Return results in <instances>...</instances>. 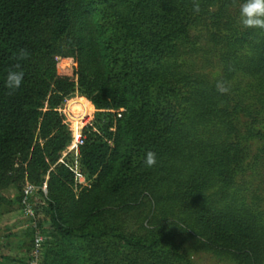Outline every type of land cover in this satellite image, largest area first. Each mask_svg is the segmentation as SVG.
Returning <instances> with one entry per match:
<instances>
[{
  "label": "trees",
  "instance_id": "16d2710c",
  "mask_svg": "<svg viewBox=\"0 0 264 264\" xmlns=\"http://www.w3.org/2000/svg\"><path fill=\"white\" fill-rule=\"evenodd\" d=\"M242 2L198 0L197 14L193 0H0V217L25 181L38 187L42 264H192L174 226L203 251L264 264V30L235 23ZM203 31L224 48L222 80L246 78L232 106L218 77L191 70ZM9 69L24 72L11 94ZM75 96L99 110L79 147L90 183L76 190L58 161ZM32 238L17 245L29 253Z\"/></svg>",
  "mask_w": 264,
  "mask_h": 264
},
{
  "label": "rangeland",
  "instance_id": "374dc122",
  "mask_svg": "<svg viewBox=\"0 0 264 264\" xmlns=\"http://www.w3.org/2000/svg\"><path fill=\"white\" fill-rule=\"evenodd\" d=\"M235 10L236 8L229 11V13L231 14V17L235 19V23L240 24L241 26L242 24L240 22L239 12ZM201 29L202 28H200L199 30ZM202 35L203 37L198 40L197 46L193 53L191 70L194 71V73H198L200 75L205 76V79H208L210 81L213 78L217 77L219 78L218 80H220V78L222 80V77H225L224 63L225 61H228L226 60L227 58L223 56L225 55L224 48L221 47L222 45L212 44V42L209 41L206 32L203 31ZM222 57H224L225 59H222ZM238 80L242 81L241 85L243 86L246 78H240L238 73L234 76V78L226 82L227 87L229 88L227 95L230 106L233 105L234 100H238L239 98L234 88ZM252 96L250 100L251 102L253 101ZM74 98L83 100L88 111L83 123L77 125L76 123L78 122L72 119V115L74 114L72 112V109H68L67 107L70 100H67L66 104L64 105L63 109L65 111L66 119L70 124L72 134L75 136L80 126L82 127L86 121L92 120V122L94 121V123L98 122L97 117L99 110L92 108L89 101L85 97L75 96ZM66 110L68 111L69 116ZM106 113L107 111H103L101 114L105 116ZM240 118L242 122L245 119V117H243L242 115H240ZM239 127L241 129V134L246 133V131L244 132L245 125L241 124ZM213 131L214 128L210 127V132ZM3 192L11 199H14L17 193L12 188L7 191L4 190ZM12 209L13 211L11 213L5 214L0 217V255H9V258L0 257V264H20V259L25 260V258H27L28 252H25L24 247H19L17 245V241L23 235L24 231L26 229H29V221L22 216L21 209L18 203H14ZM6 226H8L9 229H4V227ZM127 226L129 228H133L134 224L133 222H129ZM174 229L176 230L178 240L182 242L186 255L188 256L192 264H237L236 261H234V259L229 254L201 250L200 243L194 238L190 237L187 231H182L175 226ZM12 233L17 234V236H12ZM7 234L9 235L8 238H6Z\"/></svg>",
  "mask_w": 264,
  "mask_h": 264
},
{
  "label": "built area",
  "instance_id": "2783aa9c",
  "mask_svg": "<svg viewBox=\"0 0 264 264\" xmlns=\"http://www.w3.org/2000/svg\"><path fill=\"white\" fill-rule=\"evenodd\" d=\"M64 106L61 108L62 112L64 111ZM106 111V110H102ZM121 111V109L119 110ZM117 111V112H119ZM112 112H115L112 110ZM92 126V120H88L84 123V125L77 131L76 135L72 134V141L66 147L64 151H62L58 161L60 163L65 164L74 174V181H75V190L76 187H84L89 185V180L87 179L86 175L80 171L79 167V147L84 143L85 134L83 130L86 126ZM94 130V128H92ZM71 158V161H70ZM46 180L47 176L44 177V181L41 185V190L44 195L47 193L46 188ZM38 187L34 184H31L28 181L22 186L21 190V197L19 202V207L21 209L22 216L29 221V227L33 229V238L31 243V248L29 253L27 254V259L23 264H42V246L45 240L44 235L41 233L38 227V220L40 217L44 215L45 207L43 205L42 198L40 194L37 192Z\"/></svg>",
  "mask_w": 264,
  "mask_h": 264
},
{
  "label": "clouds",
  "instance_id": "9594fccd",
  "mask_svg": "<svg viewBox=\"0 0 264 264\" xmlns=\"http://www.w3.org/2000/svg\"><path fill=\"white\" fill-rule=\"evenodd\" d=\"M193 11L197 14L200 12L198 0H193ZM239 16L240 22L244 28H258L264 30V0H243V2L239 4ZM28 56L29 53L27 50L20 49L19 53L15 56V59L24 60L27 59ZM20 67L19 63L14 66L15 69H20ZM23 78L24 72L22 70L9 69L7 71L5 86L10 90L9 94L20 88ZM215 87L220 93H227L229 91V88L223 80H218ZM144 163L149 168L154 167L157 163L155 152L148 151Z\"/></svg>",
  "mask_w": 264,
  "mask_h": 264
},
{
  "label": "bare ground",
  "instance_id": "6f19581e",
  "mask_svg": "<svg viewBox=\"0 0 264 264\" xmlns=\"http://www.w3.org/2000/svg\"><path fill=\"white\" fill-rule=\"evenodd\" d=\"M67 107H68V109H72V112L74 113L72 115V119L75 120L76 122H78L76 124L77 125L82 124L84 119L86 118L87 112H88L84 101L80 100L78 98H72V99H70ZM67 110H66V112L68 114ZM68 116H69V114H68Z\"/></svg>",
  "mask_w": 264,
  "mask_h": 264
}]
</instances>
